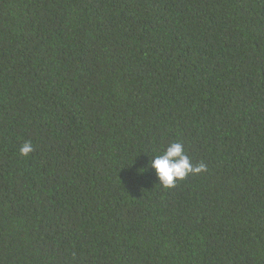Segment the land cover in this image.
<instances>
[{
  "label": "trees",
  "instance_id": "1",
  "mask_svg": "<svg viewBox=\"0 0 264 264\" xmlns=\"http://www.w3.org/2000/svg\"><path fill=\"white\" fill-rule=\"evenodd\" d=\"M0 264H264V0H0Z\"/></svg>",
  "mask_w": 264,
  "mask_h": 264
},
{
  "label": "clouds",
  "instance_id": "2",
  "mask_svg": "<svg viewBox=\"0 0 264 264\" xmlns=\"http://www.w3.org/2000/svg\"><path fill=\"white\" fill-rule=\"evenodd\" d=\"M33 151L31 141H25L20 147V154L25 157ZM150 167L155 170L159 184L164 188L174 187L178 180L185 179L189 174H199L206 171V166L203 163L192 164L183 144L179 142L171 143L162 155L152 158Z\"/></svg>",
  "mask_w": 264,
  "mask_h": 264
}]
</instances>
